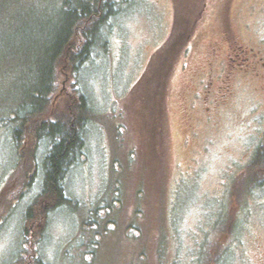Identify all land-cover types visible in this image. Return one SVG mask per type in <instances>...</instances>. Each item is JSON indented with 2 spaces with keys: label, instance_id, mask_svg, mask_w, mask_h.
<instances>
[{
  "label": "rangeland",
  "instance_id": "rangeland-1",
  "mask_svg": "<svg viewBox=\"0 0 264 264\" xmlns=\"http://www.w3.org/2000/svg\"><path fill=\"white\" fill-rule=\"evenodd\" d=\"M228 1L206 0L188 32L173 29L176 0H126L104 45L77 72L67 60L57 70L42 121L72 125L81 95L93 115L63 182L73 206L58 207L42 194L47 140L29 125L15 140L8 121L24 112L36 39L76 1L0 0V29L22 23L31 39L26 51L0 47V264H264V165L252 166L264 147V80L237 74L209 120L193 103L224 21L245 47L264 48V0ZM161 54L170 64L163 126L156 134L149 119L146 136L134 90Z\"/></svg>",
  "mask_w": 264,
  "mask_h": 264
},
{
  "label": "trees",
  "instance_id": "trees-1",
  "mask_svg": "<svg viewBox=\"0 0 264 264\" xmlns=\"http://www.w3.org/2000/svg\"><path fill=\"white\" fill-rule=\"evenodd\" d=\"M75 1L73 4L65 3L60 11L52 14V17L49 18L51 28H48L43 40L36 39V43L34 42L36 44L34 55L38 59L27 72L33 77L32 83H29L24 91L21 90L20 108L24 112L19 115L12 111L10 114L12 118L8 121L10 125L13 124L12 132L15 140H18L20 135L19 130H15V128H23L25 125L30 126L34 132L33 136L47 140L49 151L43 161L42 194H49V191L54 193L58 200V207L73 206L72 202L64 197L63 182L69 169L79 157L83 156V134L93 115L84 95L79 96L76 120L72 125L47 124L46 121H42L41 113L48 96L54 90L57 70L67 60L70 67L77 72L80 65L90 58L96 48L104 45L105 41L102 35L105 27L112 18L116 17L120 12L121 5L126 2V0ZM7 18L9 19L8 16ZM21 22H24L23 17ZM45 22V17H43L39 23L45 24ZM7 23L0 29V47L16 49L15 42H17L22 51H26V45L31 44L28 35L29 26L21 23L16 27L15 23L13 28H9ZM179 35H182L181 31ZM3 56L6 59L15 58L11 53ZM161 56L162 54L156 55L151 60L146 73L134 90L133 100L139 104L138 112L143 119V128L145 132H148L146 136L151 135L147 130L149 119L156 117V127L153 130L156 134L157 131H161L158 128L159 125L163 126L164 90L170 64L166 65L169 54L164 55L160 60ZM158 62H160L159 66ZM7 71L9 72V70ZM263 153L264 147L262 146L256 152L253 168H256L260 163L264 165L261 160L264 157ZM26 216H31L30 210L27 211ZM37 264L41 263L37 262Z\"/></svg>",
  "mask_w": 264,
  "mask_h": 264
},
{
  "label": "flooded vegetation",
  "instance_id": "flooded-vegetation-1",
  "mask_svg": "<svg viewBox=\"0 0 264 264\" xmlns=\"http://www.w3.org/2000/svg\"><path fill=\"white\" fill-rule=\"evenodd\" d=\"M231 1L228 4L231 5ZM206 7V0H176L173 6V29L196 31L203 21ZM204 64L205 76L197 83L199 90L194 94L193 103L201 105L207 120L218 104L232 93L237 74L245 73L264 80V48L255 52L253 48L245 47L230 25L227 22L225 25V21L218 38L210 44L206 52ZM187 66L185 64L184 69Z\"/></svg>",
  "mask_w": 264,
  "mask_h": 264
},
{
  "label": "bare ground",
  "instance_id": "bare-ground-1",
  "mask_svg": "<svg viewBox=\"0 0 264 264\" xmlns=\"http://www.w3.org/2000/svg\"><path fill=\"white\" fill-rule=\"evenodd\" d=\"M17 9V8H16Z\"/></svg>",
  "mask_w": 264,
  "mask_h": 264
}]
</instances>
